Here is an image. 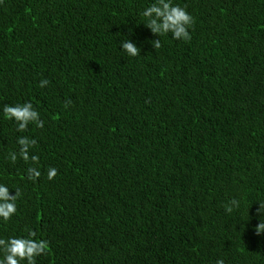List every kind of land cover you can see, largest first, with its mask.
<instances>
[{"label":"trees","instance_id":"16d2710c","mask_svg":"<svg viewBox=\"0 0 264 264\" xmlns=\"http://www.w3.org/2000/svg\"><path fill=\"white\" fill-rule=\"evenodd\" d=\"M172 2L191 40L154 50V0H0V184L22 191L0 238L47 240L36 264H264V0ZM26 102L44 127L21 133L2 106Z\"/></svg>","mask_w":264,"mask_h":264},{"label":"clouds","instance_id":"9594fccd","mask_svg":"<svg viewBox=\"0 0 264 264\" xmlns=\"http://www.w3.org/2000/svg\"><path fill=\"white\" fill-rule=\"evenodd\" d=\"M141 15L145 18L143 24L145 28L158 37L151 41L154 50L161 48L159 39L161 36L171 34L173 40L189 42L191 35L189 29L194 25V18L185 10L184 7L174 5L172 0H154ZM120 49L129 57L140 55V49L130 40L122 39ZM50 82L42 79L39 87H47ZM71 106V101H66L65 108ZM3 116L6 120L13 121L17 132H26L29 125H35L36 128H43L44 121L40 119V114L33 108L31 102L17 105L5 104L2 106ZM18 152L11 151L7 158L14 164L18 158L25 163H30L26 170V179L35 182L39 179L41 172L39 170V156L31 154V150L37 146V140L28 136H20L16 140ZM57 175V169L49 168L47 170V179L53 180ZM22 196L19 187L14 190V195L10 194V189L5 184H0V220L7 222L17 211V200ZM240 207V201L233 198L224 209L226 213H232L234 209ZM256 215L262 217L254 228L255 235L264 233V202L259 203ZM26 237L0 238V252L3 257L0 258V264H36V258L46 254L49 250L47 240L35 239L36 233L31 229H26ZM215 264H224L223 259H217Z\"/></svg>","mask_w":264,"mask_h":264}]
</instances>
